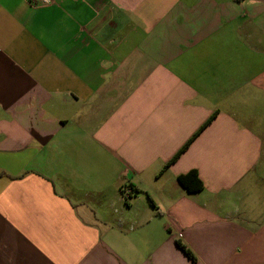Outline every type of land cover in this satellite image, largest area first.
<instances>
[{"label": "crops", "instance_id": "1", "mask_svg": "<svg viewBox=\"0 0 264 264\" xmlns=\"http://www.w3.org/2000/svg\"><path fill=\"white\" fill-rule=\"evenodd\" d=\"M0 264H264V0H0Z\"/></svg>", "mask_w": 264, "mask_h": 264}, {"label": "trees", "instance_id": "2", "mask_svg": "<svg viewBox=\"0 0 264 264\" xmlns=\"http://www.w3.org/2000/svg\"><path fill=\"white\" fill-rule=\"evenodd\" d=\"M212 120V117L207 120V122L202 126L201 130H199L194 136L188 140V142L178 151V153L172 158L170 163H173L183 152L184 150L189 146V144L193 141V139L198 135L199 132H201ZM167 167V165L165 166ZM177 182L180 186H182L187 192H198L202 189V183L198 179L197 173L195 171H190L186 173L185 175H181L177 178ZM133 192V191H132ZM134 193V192H133ZM177 245L179 249L192 261H194L191 253L189 250L181 245L179 242H177Z\"/></svg>", "mask_w": 264, "mask_h": 264}, {"label": "built area", "instance_id": "3", "mask_svg": "<svg viewBox=\"0 0 264 264\" xmlns=\"http://www.w3.org/2000/svg\"><path fill=\"white\" fill-rule=\"evenodd\" d=\"M30 5L33 6H48L52 4V0H26ZM133 194L130 188L123 189L122 197L127 199Z\"/></svg>", "mask_w": 264, "mask_h": 264}]
</instances>
